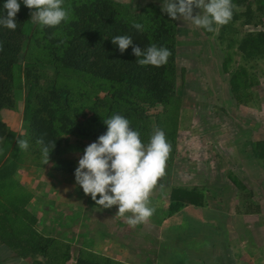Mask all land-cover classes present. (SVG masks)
<instances>
[{
	"label": "trees",
	"instance_id": "trees-1",
	"mask_svg": "<svg viewBox=\"0 0 264 264\" xmlns=\"http://www.w3.org/2000/svg\"><path fill=\"white\" fill-rule=\"evenodd\" d=\"M232 2L236 6L232 19L219 26L217 38L222 43L226 42L222 68L230 75V90L237 102L247 104L250 88L259 83L254 67L264 60V1ZM5 3L6 0H0V17L7 15ZM19 3L17 28L13 31L0 25V111L13 108L16 91L24 89L21 114L23 131L7 130L6 123L0 119L3 153L11 154L10 162L0 172L3 177L6 173H14L19 163L27 158L26 154L30 155L27 160L34 165H45L41 145L36 142L41 137L45 143L56 141V147L49 157L52 170L62 174L75 173L73 160L62 156L72 137L77 141L79 137V141L84 138L97 141L100 135L107 132L103 119L114 113L127 118L132 128L140 132L145 144L154 129L163 130L175 151L182 98L177 92L175 20H171L154 2L132 10L117 0H64L70 18L56 27H42L31 20V12L35 9L26 7L23 0H19ZM133 23L142 24L143 31L134 29ZM245 25L253 29L244 31L238 37V28ZM205 33L213 34L206 30ZM115 35H130L134 44L142 49L150 44L167 47L172 55L163 66H140L136 63L137 57L133 55L131 46L121 53L118 46L112 43ZM235 55L238 57L235 58ZM60 67L84 75L85 96L77 94L75 98H70L74 90L57 84V68ZM49 69L52 70L51 76ZM42 77L45 79L43 82L40 81ZM94 86L102 89L110 87V93L85 103L96 95L95 92L88 93ZM79 99L83 103H78V107L72 110L75 112V117H72L70 104ZM156 106L160 110L150 114V108ZM17 138L29 141L27 151L17 147ZM252 145L253 156L264 163V140L255 141ZM166 162L170 164L172 157H168ZM231 181L238 189L242 188L243 185L234 177ZM1 183L2 190L12 188L7 180ZM202 193L196 186H173L167 206L156 205L150 218L155 219L156 224H161L164 218L179 213L189 204L202 206L206 202ZM245 201L247 212L255 213L258 210L257 201ZM68 225L70 223L66 221L65 226ZM42 230L45 228L38 233L33 228L27 230L29 238L22 251L25 255L27 252L32 254V264H131L91 249L90 243L85 241V233H82L83 240L74 261L70 262L73 238L66 239V231L59 230L60 237H57L47 235ZM181 243L179 240L174 246V249H179L178 253L174 250L166 253L174 256L193 252L186 250ZM165 249L159 253L157 264L165 262ZM36 254L40 255V260L34 257ZM163 264L171 263L167 260Z\"/></svg>",
	"mask_w": 264,
	"mask_h": 264
},
{
	"label": "rangeland",
	"instance_id": "rangeland-1",
	"mask_svg": "<svg viewBox=\"0 0 264 264\" xmlns=\"http://www.w3.org/2000/svg\"><path fill=\"white\" fill-rule=\"evenodd\" d=\"M117 1L125 3L132 10H138L148 2L156 3L161 9L163 4V0ZM199 11V9H194V14ZM175 21L177 23V92L182 97L181 107L178 111L179 126L175 136L177 144L175 151L171 147L169 157H172V162L170 164L166 162L165 175L158 180L157 185L149 194V206L153 207L154 202L157 201L154 195L158 194V188H161L162 191L163 188H166V194L164 191L162 193L160 191L161 201L158 200L155 204L167 203L173 186H196L200 191H203L202 194L205 198H209L212 205L214 202L228 205L231 199L228 190L221 198L217 196L218 191L215 189L217 187L219 190H224L227 188V184L233 188L235 185L231 181L232 177H235L238 183L243 185L240 189L234 187L238 189L242 201L245 199L258 201L263 192L260 186L264 180V164H260L262 161L258 162L255 159L251 148L255 141L264 140V60L254 67L259 83L250 88L249 103H239L230 90V75L222 68V61L226 56L223 46L226 42L222 43L217 38L218 31L208 35L205 33V29L198 28L190 22H184L182 19ZM251 29L253 27L250 25L240 26L238 37L244 31ZM234 57L237 58L238 55ZM57 70V84L59 86L66 85L74 90L73 96L70 98H75L77 94L86 95L87 90L84 86L86 80H83L82 73L62 67ZM48 73L51 76L52 70L49 69ZM44 80L42 77L40 81ZM91 92H95L96 95L92 96L90 100L84 101L85 103H91L95 97H103L110 93V87L102 89L94 86L88 93ZM23 95L24 89L20 92L16 91L14 107L0 111V119L6 123L7 130L17 133L23 131L24 125L21 120ZM78 103L83 102L79 99L70 104L72 117H75V112L72 110L78 107ZM159 110L160 107L156 106L150 108L149 112L154 114ZM79 139L80 137L77 141V138L72 137V141L62 154L63 157L73 160L74 172L85 148L96 142L91 138H84L80 141ZM0 140L3 143L4 138ZM28 155L26 154L27 158L30 156ZM27 158L23 163H32ZM51 167L52 162L49 161L39 169L40 210L51 209L40 225L49 224L50 229L47 227V231H44L47 235L60 237L58 236L59 230H62L66 231V239L73 238L70 262L74 261L73 258L77 254L80 241L83 240L82 233L86 232L88 236L93 237L94 242L90 243L92 249L109 255L117 256V250L121 247L119 246L120 241H124L123 246H126L124 253H127L126 256L128 260L130 258L132 264H150L152 261H149V254H153V251L156 250L153 249L154 246L157 247V255L164 251V247H166L165 253L172 252V250L178 253L179 249H174V246L179 240L182 241L181 245L186 250L193 252L174 256L171 253H166L165 262L168 260L171 264H176V262L197 264L198 255L200 257L204 254L205 244L201 245L202 251H198L200 244L191 241L187 236L191 234L189 237L195 240L196 230L198 232V219L196 216H192L193 213H187L188 218L180 214L173 220L171 219L167 225L156 230L146 227L145 223H141V229H135V231L131 227H123L121 225L123 222L119 227L116 225L118 206L109 209L97 206L76 183L75 173L62 174L52 170ZM262 186L264 188V184ZM75 187L76 190H74ZM252 191L255 193V197L252 196ZM8 193L10 196L12 194L17 196V189L9 188ZM97 198L99 199V196ZM14 201L15 199L12 198V202ZM86 202H92L94 208L101 209L102 215L97 216L95 210L92 212L88 211V207L84 208ZM16 204L17 202L14 203V205ZM56 213L58 217L55 221ZM50 215L53 216L52 219ZM66 221L70 225L65 226ZM91 229L92 231H90ZM161 231L163 233L159 237ZM101 232L105 233V237L101 238ZM154 233L156 243H152V247H150L149 242H151ZM147 238L148 242L146 243ZM148 247L151 250H148ZM195 249L197 253H195Z\"/></svg>",
	"mask_w": 264,
	"mask_h": 264
},
{
	"label": "clouds",
	"instance_id": "clouds-1",
	"mask_svg": "<svg viewBox=\"0 0 264 264\" xmlns=\"http://www.w3.org/2000/svg\"><path fill=\"white\" fill-rule=\"evenodd\" d=\"M23 4L35 9L31 12V20L42 27H56L70 18L64 0H23ZM20 7L19 0H6L4 8L7 15L0 17V25L14 31ZM235 7L232 0H163L162 11L171 20L182 19L215 33L219 26L232 19ZM194 9L200 11L194 14ZM132 27L139 32L144 26L133 23ZM112 43L121 53L131 46L140 66H163L172 55L167 47L156 44L142 49L134 44L130 35H115ZM103 122L107 132L85 148L75 169V180L97 206L103 209L118 206L116 216L121 218L130 213L126 222L130 227H136L146 223L155 211L149 206V194L165 175L171 145L165 132L158 128L153 130L148 143H143L140 132L134 130L131 122L120 114L114 113ZM36 142L41 145L43 163L47 164L56 141L45 143L41 137ZM16 144L21 151L29 148V141L24 138H17ZM0 154H3L2 148Z\"/></svg>",
	"mask_w": 264,
	"mask_h": 264
},
{
	"label": "crops",
	"instance_id": "crops-1",
	"mask_svg": "<svg viewBox=\"0 0 264 264\" xmlns=\"http://www.w3.org/2000/svg\"><path fill=\"white\" fill-rule=\"evenodd\" d=\"M2 140H0L1 142ZM260 141H263L262 139ZM4 143V141H3ZM1 142L0 148L3 147ZM253 155V152H252ZM254 158V157H253ZM11 160V154L5 152L0 154V172L5 168ZM260 164H264L260 162ZM40 166L34 165L33 163H19L18 167L15 169L14 173L11 175L7 174L3 177V173H0V181L7 180L10 186L17 189V196H10L9 189L2 190V183L0 182V264H32V254L27 252V255L23 254L22 247L26 244L29 235L27 230L35 229L40 232L47 231V227H50L46 224L40 225L43 218L47 216L48 212L51 209H42L40 210ZM5 170V169H4ZM5 179H3V178ZM264 177V175H263ZM235 178V177H234ZM227 184V183H225ZM264 180L261 183L260 189L263 191L261 198L258 202V210L255 213L246 211V201L239 196L237 187H231L227 184L226 189H216L218 192L217 196L221 197L228 190L230 195V203L227 205L224 203L217 204L214 202L213 205L209 201L208 197H204L206 202L202 206H193L191 204L185 206L179 213H176L170 217L164 218L161 224H156L155 219L149 218L145 223L146 227L154 228L153 230L160 229L167 225V223L176 216L182 214L184 217L188 218L187 213L196 216L198 219V232L196 230L195 240L188 238L191 241H194L196 244L199 243L200 247L198 251H202L201 245L205 244L204 254L197 259V264H264ZM233 185H235L233 183ZM220 187V186H219ZM11 189V188H10ZM171 189V188H170ZM76 190V187L74 188ZM159 192L166 194V188H158ZM158 192L156 194L154 202V209L158 202L161 201V195ZM251 194L255 197V193L252 191ZM88 196V195H87ZM90 196V195H89ZM207 196V195H206ZM18 197V199H17ZM91 197V196H90ZM151 197V198H154ZM12 198L15 199L12 202ZM17 202L16 205L14 203ZM167 203H164L160 206L164 208L167 206ZM88 207V211L96 212L97 216L102 215L101 209H96L93 207L92 202H86L84 208ZM62 212L61 210H57ZM81 212V211H80ZM56 218L58 214L56 213ZM130 213L125 214V218L118 217L116 220V225L121 224L123 227L130 226L126 222V217ZM52 215L50 218L52 219ZM187 221V220H185ZM120 225V226H121ZM119 226V227H120ZM54 228V226H52ZM142 227L141 223L136 227H131L134 231L139 230ZM186 227V226H185ZM58 228V227H56ZM189 228V227H188ZM141 229V228H140ZM92 231V229L90 230ZM163 231L159 233V237L162 236ZM161 234V235H160ZM147 236V235H146ZM85 241L87 243L94 242L92 236H88L87 232L85 233ZM105 237V233L101 232V238ZM156 235L154 233L149 246L155 242ZM133 240V239H132ZM154 240V241H153ZM90 241V242H88ZM134 241V240H133ZM109 242V241H108ZM145 242H148L145 240ZM207 242V243H205ZM134 244V242H133ZM124 241H120V244L117 250V256L109 255L110 257L124 260L130 262V258L126 256L127 253H124L126 246ZM150 247H148V250ZM92 249V245H91ZM153 249L157 250V247L154 246ZM156 250L153 251V254H149L150 264H157L158 259L160 258L157 255ZM197 253V251L195 252ZM201 253V252H198ZM135 255V252L133 256ZM36 259L40 260V255L36 254ZM127 258V259H126ZM132 264V263H131ZM181 264H190L183 262Z\"/></svg>",
	"mask_w": 264,
	"mask_h": 264
}]
</instances>
